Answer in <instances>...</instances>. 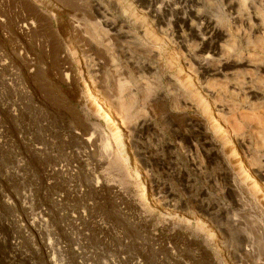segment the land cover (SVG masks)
<instances>
[{
	"label": "rangeland",
	"instance_id": "374dc122",
	"mask_svg": "<svg viewBox=\"0 0 264 264\" xmlns=\"http://www.w3.org/2000/svg\"><path fill=\"white\" fill-rule=\"evenodd\" d=\"M196 10L224 76L136 0H0V264H264V0Z\"/></svg>",
	"mask_w": 264,
	"mask_h": 264
},
{
	"label": "bare ground",
	"instance_id": "6f19581e",
	"mask_svg": "<svg viewBox=\"0 0 264 264\" xmlns=\"http://www.w3.org/2000/svg\"><path fill=\"white\" fill-rule=\"evenodd\" d=\"M136 2L138 6L143 7L145 12L158 25L165 24V22L168 20L167 19L168 16L171 18L175 45L179 46L180 48L185 47L186 49L187 41L185 37L187 36L189 37V39L195 40L196 42L195 50L193 53L190 54V57L194 62H196L197 65L196 68L199 75L224 76L225 71L227 69H230L233 66L237 65V63H235L234 61L230 59H222L221 57H220L221 60L219 59L220 61H218V65L217 66L215 65L216 67H212L210 65L211 57L219 53L218 52L219 41L222 35H221V30L219 29V27L217 26V24L215 23L214 19L211 16H208L196 10V5H199L202 2V0H136ZM235 8H236V3L234 1H230L227 4L228 11L234 12ZM232 18H236V17L233 16ZM167 23L170 24L169 21ZM258 27H261L260 23ZM82 82H83L82 90H83L84 98L92 102V104H94L96 107L97 114L101 115L104 121L108 123V125L109 124L111 125V130H112L111 136L119 151L121 150L123 153V149H124L123 136L118 127V122H116V120L111 117L110 113L106 110L107 108H105L106 106H103L104 104H102L101 101L99 102L95 98L96 96L92 95L87 83H85L84 80H82ZM212 124L216 125V121L214 120ZM217 131L222 137H226L227 132H225L219 126H217ZM105 140H103L100 149L101 153L105 154V155L103 154L104 157L108 155L110 150L108 148L109 144ZM106 151H108V153ZM125 159L127 160L126 157ZM135 170H137L136 167ZM135 174H136L135 175L136 178L140 180L141 177L140 174L138 172H135ZM143 181H144V177H143ZM145 185L142 184L141 187L142 194L145 193Z\"/></svg>",
	"mask_w": 264,
	"mask_h": 264
}]
</instances>
